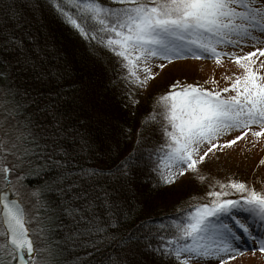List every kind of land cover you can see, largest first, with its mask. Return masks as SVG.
Here are the masks:
<instances>
[{"label":"snow or ice","instance_id":"6c2138e0","mask_svg":"<svg viewBox=\"0 0 264 264\" xmlns=\"http://www.w3.org/2000/svg\"><path fill=\"white\" fill-rule=\"evenodd\" d=\"M46 3L81 36L111 51L128 84L146 87L156 75L149 66L156 60L192 57L220 64L227 57L241 71L215 91L198 83H170L156 98L160 111L154 107L135 133L126 126L117 129L108 110L88 92L77 89L70 95L72 86L63 84L65 70L47 62L50 45L38 0H0L6 17H0V52L9 53L0 57V224L6 233L0 251L10 248L0 264H54L55 228L65 230L74 247L104 252L99 264H154L157 256L179 264L234 259L244 250L240 233L252 237L247 221L264 222V181L259 189L239 179L218 181L219 190L205 194L210 201L178 208V218L156 229L155 247L151 240L144 247L117 241L120 252L113 259L110 245L129 198L139 202L145 195L144 167H149L156 190L175 183L187 170L197 172L217 147L213 141L228 133L242 130L224 140L226 145L246 132L257 138L264 133V71L258 70L264 68L259 59L264 56V0ZM131 103H136L134 97ZM157 129L161 143L150 145L147 160L132 152L118 166L103 162L114 133L120 138L135 135L138 148ZM258 163L264 165V157ZM31 177L38 183L25 182ZM22 192L32 205L31 214L23 206ZM241 211L247 214L243 219ZM255 244L264 253V236Z\"/></svg>","mask_w":264,"mask_h":264},{"label":"trees","instance_id":"16d2710c","mask_svg":"<svg viewBox=\"0 0 264 264\" xmlns=\"http://www.w3.org/2000/svg\"><path fill=\"white\" fill-rule=\"evenodd\" d=\"M38 3L43 13L42 19L46 26L44 31L50 45L47 62L65 70L63 84L72 86L69 89L70 95L77 89L88 92L91 98L108 110L114 118L112 124L115 128L126 126L135 133L140 128L141 119L153 112L156 95L151 89H155L160 83L151 84L150 87H148L150 84L148 83L146 86L148 88L126 83L117 58L111 51L103 48L98 41H91L81 36L70 25L64 23L47 5L46 0H38ZM104 3L107 5L111 3V0H104ZM0 17H3L2 12H0ZM3 18L6 19V17ZM4 56H9V53L0 52V57ZM139 71L143 72L142 69ZM163 85L165 86L163 90L167 89L168 91L169 88L165 84ZM144 89L145 92L142 95L141 91ZM133 97L136 100L135 104L131 103ZM161 136L162 133L157 129L149 140L137 148L135 135L130 138H120L114 133L111 151L104 154L103 162L107 167L118 166L120 161L132 152H136L137 156L143 154L144 160H147V151L150 150V145L161 143ZM105 147L109 146L105 145ZM191 173L192 170H187L175 183L153 190L152 174L149 167H144L141 183L145 195L139 202L130 197L128 205L123 209L118 231L115 233L116 240L110 245L113 259H115L116 253L120 252V243L134 242L144 247L151 240L153 246H157L159 236L156 235V229L161 224L167 225L173 217L178 218V208L184 209L204 203L197 199L202 188L192 179ZM189 178L192 180L185 187L184 183ZM25 182L37 184L38 178H26ZM190 193L192 194L190 195ZM230 198H235V195ZM61 220L66 225L68 224V221L62 216ZM66 235V231L60 228H55L52 233L51 239L56 242V247L51 255L54 264H92V261L99 264L104 252H93L90 248L74 247L71 241L65 239ZM129 236H131V241ZM2 243L4 242L1 234L0 244ZM84 252L90 253V256L85 257ZM3 258L2 251H0V261H3ZM163 262L179 264L175 260L170 262L166 257L157 256L154 258V264H163Z\"/></svg>","mask_w":264,"mask_h":264},{"label":"rangeland","instance_id":"374dc122","mask_svg":"<svg viewBox=\"0 0 264 264\" xmlns=\"http://www.w3.org/2000/svg\"><path fill=\"white\" fill-rule=\"evenodd\" d=\"M245 50H251V47H247ZM257 55L259 56V54ZM259 59L264 60V56H260ZM160 63L162 62L156 60L149 64L156 75L149 80L148 83L150 84L148 87H150L151 84L160 83L155 89H151L153 94L156 95L154 99L156 100V102H154V107H156L157 111L158 109L160 111V108L156 98L158 95L167 91V89L163 90V88H165L163 84L168 87L170 83L175 81H180L181 84L198 83L204 88L215 91L219 88H223L226 84H229L232 79H235V75L233 74L241 71L236 67L234 61L227 57L222 58L220 64H217L216 61L201 62L190 60L168 64L164 63L165 66L161 69L158 67ZM258 70L264 71V68ZM140 74L141 76L144 75L143 72H140ZM225 76L229 77V79H225ZM213 81H215V83H213ZM145 89L141 91L142 95L144 94ZM249 127L258 130V126L256 125H250ZM240 131L242 130H234L233 132L228 133L225 137L219 138L218 141H213V143L217 144V147L212 149L209 153L207 162L202 166H199L197 172L192 171V179L202 188L197 195L199 201H210L211 197H206L205 194L208 191L219 190V184L217 182L226 181L230 178L244 180L258 189L260 188L261 182L264 181V165L259 164L258 161L260 158L264 157V133H261V137L257 138L253 136L251 132H246L244 136L235 141L232 145H226L223 142L226 139H233L234 136L240 134ZM208 147H211V145H208ZM199 176H203L204 179H199ZM192 179L189 178L185 181V187L190 184V180ZM213 185L215 187H212ZM191 194L192 193H190V195ZM10 195L13 197L12 193H10ZM21 197L23 206L31 214L33 209L32 205L27 202V194L22 192ZM35 223L36 221L30 222L31 226H34ZM1 234L3 235L4 242L5 233L0 226V235ZM6 249L7 250H2L3 256L5 252L10 251L9 248ZM41 255H44L46 261L49 259V257L43 253ZM8 259L10 260L11 258ZM209 264H218V262L212 260L209 261ZM225 264H264V253H261L259 250L240 252L239 255H234V259H226Z\"/></svg>","mask_w":264,"mask_h":264},{"label":"water","instance_id":"95a60500","mask_svg":"<svg viewBox=\"0 0 264 264\" xmlns=\"http://www.w3.org/2000/svg\"><path fill=\"white\" fill-rule=\"evenodd\" d=\"M9 197L10 198H14V197H12L11 195H10V193H9ZM1 226H2V228H3V230H4V226L1 224ZM5 233V232H4ZM5 238H6V233H5ZM10 249V248H9Z\"/></svg>","mask_w":264,"mask_h":264},{"label":"bare ground","instance_id":"6f19581e","mask_svg":"<svg viewBox=\"0 0 264 264\" xmlns=\"http://www.w3.org/2000/svg\"><path fill=\"white\" fill-rule=\"evenodd\" d=\"M4 235H5V234H4ZM4 241H5V239H4ZM163 264H167V263L163 262Z\"/></svg>","mask_w":264,"mask_h":264}]
</instances>
